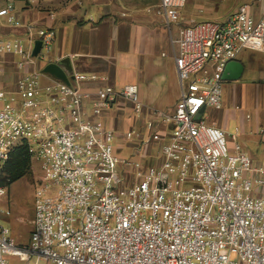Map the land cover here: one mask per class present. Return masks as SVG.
I'll use <instances>...</instances> for the list:
<instances>
[{
	"label": "built area",
	"instance_id": "built-area-1",
	"mask_svg": "<svg viewBox=\"0 0 264 264\" xmlns=\"http://www.w3.org/2000/svg\"><path fill=\"white\" fill-rule=\"evenodd\" d=\"M186 2L160 0L156 9L175 49L181 97L173 113L146 121L148 136L125 133L139 138L130 157L99 117L118 100L143 113L136 84L114 87L106 75L77 71L69 83L48 76L40 65L59 59L51 28L28 26L29 49L0 39V53L17 54L21 73L10 90L0 67V176L23 143L42 173L28 242L0 225V264H264V160L237 141L238 128L230 142L206 116L223 108L228 62L243 49L264 51V13L255 19L242 3L224 20L179 25L174 36ZM0 15L17 22L10 8ZM8 191L0 183V202ZM10 213L0 205V220Z\"/></svg>",
	"mask_w": 264,
	"mask_h": 264
},
{
	"label": "crops",
	"instance_id": "crops-1",
	"mask_svg": "<svg viewBox=\"0 0 264 264\" xmlns=\"http://www.w3.org/2000/svg\"><path fill=\"white\" fill-rule=\"evenodd\" d=\"M159 3L160 0H0V9L10 8L17 21L8 23L6 17L0 15V39L19 38L29 49L31 46L26 40L28 26L51 28L56 34L52 57L59 58L55 63L61 65L67 77L77 71L106 75L107 82L114 87L136 84L146 107L143 113H135L132 103L118 100L99 118L116 133L126 122V132L136 130L146 137V121L158 120L157 113H173L181 97L175 49L170 32L156 12ZM242 3L249 5V13L255 19L263 16L264 0H187L180 10L179 24L173 27V35H177L179 25L224 20ZM37 40L34 38L32 52ZM17 59V54L0 53V67L4 70L2 78L10 90L15 89V82L21 74L15 65ZM46 65H40L42 71ZM263 68L264 51L243 49L226 65L222 90L226 87L231 93L238 91L241 95L244 89L247 94L251 88L257 93L264 82L256 80L253 71ZM98 84L88 83L85 88L93 91ZM3 105L0 102V106ZM223 114L226 122L229 114L225 111ZM247 114L241 117V127L237 128L248 133L255 155L248 152L256 161H261L264 115H257L250 125L248 121L252 116L249 114L247 118ZM223 122L212 120L208 123L225 130ZM138 143H133L134 149ZM8 262L19 264L14 257Z\"/></svg>",
	"mask_w": 264,
	"mask_h": 264
},
{
	"label": "rangeland",
	"instance_id": "rangeland-1",
	"mask_svg": "<svg viewBox=\"0 0 264 264\" xmlns=\"http://www.w3.org/2000/svg\"><path fill=\"white\" fill-rule=\"evenodd\" d=\"M219 18L221 19L222 17ZM253 74L257 75L256 80L261 79V81L264 82V68L263 70L256 69V71H253ZM223 99V109L218 111L211 110L206 116L208 118L207 122L212 120L218 122L224 121L223 123L225 132L228 134V141H230L231 135L236 133V128L241 127L240 121L243 115L249 113L252 116V119L248 121L250 125L257 115H264V84L259 88L257 93L254 89L249 88L247 94L244 89L241 95H239L238 91L236 93L232 91L231 93V91L224 87ZM224 111L229 114L226 122L223 114ZM119 128L117 134L120 137L116 139L118 153L121 157H130L135 153L133 143L138 142L139 138L125 140L124 135L128 128L126 122ZM147 132L149 131L147 130ZM247 134V132L244 133L243 130H240L237 141L240 142L247 151L254 154V144L248 139ZM154 146L156 148H154L152 156L147 158L149 161L155 159L160 143H154ZM259 156H262L260 160L263 161L264 154ZM41 174L39 163L35 160H31V174L14 182L9 187L7 195L0 202V205L8 208L11 212L10 215L1 217L0 225L9 227L12 236L20 244L27 242L29 238V232L32 226L31 221L34 216V192L39 184Z\"/></svg>",
	"mask_w": 264,
	"mask_h": 264
},
{
	"label": "trees",
	"instance_id": "trees-1",
	"mask_svg": "<svg viewBox=\"0 0 264 264\" xmlns=\"http://www.w3.org/2000/svg\"><path fill=\"white\" fill-rule=\"evenodd\" d=\"M31 154L27 144H18L1 169L0 183L8 188L16 181L31 174Z\"/></svg>",
	"mask_w": 264,
	"mask_h": 264
},
{
	"label": "water",
	"instance_id": "water-1",
	"mask_svg": "<svg viewBox=\"0 0 264 264\" xmlns=\"http://www.w3.org/2000/svg\"><path fill=\"white\" fill-rule=\"evenodd\" d=\"M40 47H41V43L39 40H37L35 43L34 49H33V55H36L39 52ZM65 61L68 62L69 60L67 59ZM43 72L49 73V74L53 75L54 77L61 79L62 81L66 82V83H69V79H68L64 69L58 63H55V62L48 63L43 68Z\"/></svg>",
	"mask_w": 264,
	"mask_h": 264
}]
</instances>
